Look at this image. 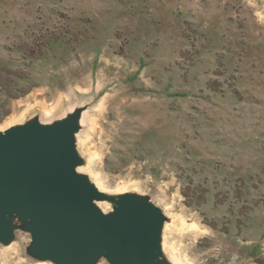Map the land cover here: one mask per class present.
<instances>
[{
  "label": "rangeland",
  "instance_id": "374dc122",
  "mask_svg": "<svg viewBox=\"0 0 264 264\" xmlns=\"http://www.w3.org/2000/svg\"><path fill=\"white\" fill-rule=\"evenodd\" d=\"M78 112L105 213L163 214L154 264H264V0H0L1 132ZM10 221L0 264H63Z\"/></svg>",
  "mask_w": 264,
  "mask_h": 264
},
{
  "label": "water",
  "instance_id": "95a60500",
  "mask_svg": "<svg viewBox=\"0 0 264 264\" xmlns=\"http://www.w3.org/2000/svg\"><path fill=\"white\" fill-rule=\"evenodd\" d=\"M79 119L0 131V244L13 240L10 217L18 216L31 222L32 251L42 259L91 264L107 251L111 264H154L163 214L136 196L121 197L111 214L97 206L108 196L78 172Z\"/></svg>",
  "mask_w": 264,
  "mask_h": 264
},
{
  "label": "bare ground",
  "instance_id": "6f19581e",
  "mask_svg": "<svg viewBox=\"0 0 264 264\" xmlns=\"http://www.w3.org/2000/svg\"><path fill=\"white\" fill-rule=\"evenodd\" d=\"M90 95V94H89ZM85 96V95H84ZM86 96H88V95H86ZM91 96H95L94 94H91ZM47 116V115H46ZM25 120V119H24ZM19 123V122H18ZM13 127V126H12ZM1 128V127H0ZM1 131V130H0ZM78 172H80V168H78ZM85 173H86V170H85ZM92 180V179H91ZM99 190H103V189H101V186L100 185H97L96 186ZM107 202H108V197H106L104 200H102V201H98L97 202V206L101 209V210H103L104 212H106L105 210H106V204H107ZM101 258V257H100ZM177 261V260H176ZM39 264H48V263H39Z\"/></svg>",
  "mask_w": 264,
  "mask_h": 264
}]
</instances>
